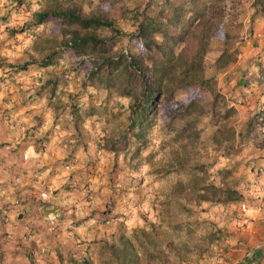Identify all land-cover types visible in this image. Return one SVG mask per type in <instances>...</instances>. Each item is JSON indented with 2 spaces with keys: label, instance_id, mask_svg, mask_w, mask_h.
Instances as JSON below:
<instances>
[{
  "label": "rangeland",
  "instance_id": "374dc122",
  "mask_svg": "<svg viewBox=\"0 0 264 264\" xmlns=\"http://www.w3.org/2000/svg\"><path fill=\"white\" fill-rule=\"evenodd\" d=\"M73 1L81 3L87 13L96 11L103 18L115 22L123 33L114 44L116 50L122 49L124 53L128 50L129 55L145 56L152 51L160 59L152 45L147 46L132 36L136 31L137 18L142 12L151 16L162 12L167 18L171 17L176 7L186 0ZM243 2L238 0L236 12L241 24L238 13H243L244 18L248 17L243 10L240 12ZM51 4L50 0H0V35L3 37L0 41L5 42L0 43V66L5 65L1 61L6 59L4 54L10 50L11 58L7 59H11L8 66L12 69L1 72L0 84L8 88H19L21 84L33 85V91L41 87L40 92L47 86L44 95L49 94L53 86L59 89L58 99L51 103L62 110L60 116L63 119H71V141L79 152L73 157L76 160L74 169L66 168V165L72 164V156L66 159L58 156L46 158V162L54 158L58 160L57 164L44 167L46 182L39 190L43 203L59 201V194L66 191L68 200L65 203L68 204H64L63 211L54 202L59 208V212H55L60 216L61 213L71 212L76 215V221L84 222L88 217L99 214V217L89 222L92 227L95 224H107L108 218L112 222L108 226L119 228L122 224L126 227L128 233L121 235L124 242L119 241L107 247L104 255H101L102 260L100 258L102 263L233 264L241 258L244 261L252 257L254 250L260 255L258 259L262 258L264 262V239L256 245L249 244L246 239L249 223L240 225V221L250 220L252 214L264 215V197L253 198V201L243 199L227 205L202 203L196 206L184 196L186 185L197 178L204 185L214 184L236 190L239 178L243 177L242 163L236 160V156L243 147L236 150L235 146L258 139L256 132L245 139L236 136L233 150L225 154L222 148L214 146L212 140L222 120L208 114L199 124L200 135L189 137L182 129L183 123L174 115L193 100L211 109L212 98L199 86L164 87L159 114L151 119L149 128H131L129 100L114 92H106L105 75L93 72L89 52L72 45L56 19L44 22L42 29L35 27L38 26L35 25L36 13ZM26 26L29 27L25 32ZM71 28L79 29L77 25H71ZM206 28L205 24H198L194 37L182 44L178 53L191 59L199 36ZM253 32L244 29L242 24L240 42L249 38L251 33L253 35ZM224 33L219 29L212 39L207 56L209 76L215 74L212 66L223 50ZM46 40L59 41L62 47L50 60L48 66H52L40 73L39 68L44 67L40 64L44 60L40 58L42 50H45L42 45ZM100 85L104 88H99ZM107 113L112 115L111 124L105 121ZM51 127L59 131L55 124ZM236 127L234 116L228 129L236 134ZM181 144H190L187 154H182L187 163L184 168L178 166L175 160V153ZM227 157L229 161H226ZM53 165L61 168H57V171L62 172L60 178L51 168ZM65 171L71 175L66 184L63 179L69 174H65ZM255 174H261L259 167ZM53 180L59 181L57 189L55 185L50 186ZM89 186H95L98 190H87ZM104 189L106 194H102ZM43 193L48 194L47 199L42 198ZM97 194L103 199V202L96 201L98 204L91 200ZM243 205L246 206L245 211ZM81 241L77 245L84 247L82 244L85 242Z\"/></svg>",
  "mask_w": 264,
  "mask_h": 264
},
{
  "label": "crops",
  "instance_id": "0c3cea01",
  "mask_svg": "<svg viewBox=\"0 0 264 264\" xmlns=\"http://www.w3.org/2000/svg\"><path fill=\"white\" fill-rule=\"evenodd\" d=\"M241 10L247 13L248 17L244 18L243 13H238L240 21L244 29L254 31L253 35L251 33L249 38L238 44L239 57L217 77L219 88L229 106L237 111L236 136L245 139L256 127V117L264 118V84L255 82L256 78L264 73V16L261 14L260 6L256 5V0H244L240 12ZM201 23L207 26L205 21ZM28 27L26 26L25 32L28 31ZM35 27L42 29L44 24ZM221 30L224 31L223 26ZM1 38L3 37L0 35V40ZM7 52L9 53L4 54L6 59L11 58L10 50ZM41 54L40 58L45 59L47 51L42 50ZM6 59L1 61V64L5 65L0 66V76L1 72L12 70L8 66L11 59ZM51 66L45 68L40 66L39 72H45ZM32 86L21 84L19 88L17 86L8 88L0 84V264H108L107 261L102 263L101 255H104L107 247L122 241L121 235L128 233L125 226L120 224L119 228H112L108 226L112 223L108 218L107 224H95L92 227L89 222L99 217V214L88 217L87 221L79 222L76 221L78 220L76 215H72L71 212L64 214L60 212L59 223L57 222L58 225L54 229L47 219L50 211H63L64 204H68L65 203L68 198L66 191L59 194L61 196L58 197L59 201L54 202L60 209L52 201L43 203L41 200L39 190L46 182L44 167L47 164H57L58 160L54 158L53 161L46 162V158L51 159L54 156L73 158L79 152L75 150L71 141L72 133L69 131L71 119H63L60 116L62 110L51 103L58 99L59 89L51 85L53 87L49 89L50 93L44 95L47 86L43 87V92H40L41 87L33 91ZM99 88L104 87L100 85ZM111 120L112 115L105 114L106 123L111 124ZM53 124L59 131L52 129ZM255 132L258 138L255 140L259 142L253 140L248 143H237L235 146L236 150L243 147L236 156V160H241L243 168V177L239 178L236 190L244 199L250 201H253V198L264 197V122ZM225 159L230 160L228 157ZM75 163L76 160L73 158V165H66V168L74 169ZM52 167L57 173L56 177L60 178L62 172L57 171L58 167L54 165ZM258 167L260 175L255 174ZM65 174H69V177L63 179L64 184L69 183L71 178L68 171H65ZM52 182L50 181V186L55 185L57 189L56 184L59 181ZM87 190L98 189L89 186ZM105 191L106 189L102 194H106ZM96 196L91 200L103 202L99 194ZM250 216L246 239L249 240V244L256 245L264 239V215L256 213ZM81 240H84L85 243L82 245L85 248L77 245V242L82 243ZM257 256L260 255L257 253ZM239 260L244 262L242 258ZM240 261L233 264H239ZM263 263L262 258L255 262Z\"/></svg>",
  "mask_w": 264,
  "mask_h": 264
},
{
  "label": "trees",
  "instance_id": "16d2710c",
  "mask_svg": "<svg viewBox=\"0 0 264 264\" xmlns=\"http://www.w3.org/2000/svg\"><path fill=\"white\" fill-rule=\"evenodd\" d=\"M50 1L52 4L49 7L36 13L35 25L56 19L62 25L68 41L89 52L93 72L105 75L106 90L129 100L131 128H149L151 119L159 114L164 87L199 86L212 98L211 109L193 100L176 111L174 117L183 123L182 129L189 137L200 135L199 124L206 115L221 118L222 123L212 136L214 146L222 148L225 154L233 150L236 134L228 128L237 111L229 106L221 92L217 75L234 63L240 54L238 44L242 24L236 13L238 0H186L168 18L162 12L154 16L145 12L139 14L132 36L147 46L152 45L160 59L152 51L145 56L126 55L122 49L116 50L114 44L123 33L113 20L103 18L99 12L87 13L81 3L73 0ZM256 5L260 6L264 15V0H256ZM204 21L207 28L199 36L192 58H184L178 53L179 47L191 38L195 27ZM71 25H77L79 29H72ZM221 26L225 31L223 50L213 63L215 74L209 76L207 56L212 39ZM42 46L47 54L40 64L46 67L62 45L59 41L46 40ZM189 148L190 144H181L175 153L176 164L182 168L187 164L182 154L186 155ZM184 196L196 206L202 203L227 205L244 199L235 189L204 185L199 178L186 185ZM49 214L59 215V219L61 217L55 211ZM257 253L239 264H255L258 261Z\"/></svg>",
  "mask_w": 264,
  "mask_h": 264
},
{
  "label": "built area",
  "instance_id": "2783aa9c",
  "mask_svg": "<svg viewBox=\"0 0 264 264\" xmlns=\"http://www.w3.org/2000/svg\"><path fill=\"white\" fill-rule=\"evenodd\" d=\"M125 54L126 55H129L128 50H125ZM255 82H260V83L264 84V73L263 74H260L256 78V81ZM263 122H264V118L262 116H257L256 117V127L252 130V134L255 133V131L262 125ZM25 158H27V156H25ZM42 198L47 199L48 198V194L47 193H43L42 194ZM242 208H243V211L246 210V206L245 205H243ZM58 218H59L58 215L49 214V216H48L47 219L50 222L52 228H54V227L57 226ZM248 223H249V220L248 219H244V220L240 221V225H242V226H245Z\"/></svg>",
  "mask_w": 264,
  "mask_h": 264
}]
</instances>
